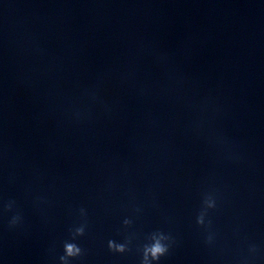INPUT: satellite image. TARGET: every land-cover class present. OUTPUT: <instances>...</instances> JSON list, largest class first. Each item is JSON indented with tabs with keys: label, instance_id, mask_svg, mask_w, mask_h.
Segmentation results:
<instances>
[{
	"label": "clouds",
	"instance_id": "1",
	"mask_svg": "<svg viewBox=\"0 0 264 264\" xmlns=\"http://www.w3.org/2000/svg\"><path fill=\"white\" fill-rule=\"evenodd\" d=\"M12 201L8 202L5 206L7 210H11L13 206ZM217 208V198L213 193H206L202 199V207L200 212L196 217L197 225L204 226L205 225V217L208 215L209 210H214ZM81 214H84V209H80ZM21 220L19 215L13 216L10 221V225L14 226L18 224ZM125 224L129 223V221L125 220ZM211 220L208 221L207 227L210 229ZM71 231L72 241H74L77 237L83 236L85 233V227L82 225L80 227H76L74 231ZM151 243L145 244L143 247V255L141 259V264H152L154 261H159L162 256H165L169 251V244L167 241L171 240V237L165 235L163 232H154L150 236ZM214 241V234L209 231L205 242L207 244H212ZM108 248L111 251L123 253L126 251V245L116 243L114 240L108 241ZM250 251L255 252L256 246L252 245L250 247ZM63 252L64 254L59 257L60 264H70V260L72 258H76L82 255V249L75 243L70 241H65L63 244Z\"/></svg>",
	"mask_w": 264,
	"mask_h": 264
}]
</instances>
